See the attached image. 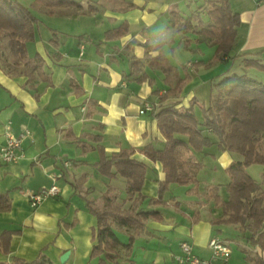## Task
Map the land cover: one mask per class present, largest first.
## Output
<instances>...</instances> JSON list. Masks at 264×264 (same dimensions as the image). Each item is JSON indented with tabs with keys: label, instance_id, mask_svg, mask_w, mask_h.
Here are the masks:
<instances>
[{
	"label": "crops",
	"instance_id": "1",
	"mask_svg": "<svg viewBox=\"0 0 264 264\" xmlns=\"http://www.w3.org/2000/svg\"><path fill=\"white\" fill-rule=\"evenodd\" d=\"M79 2V8L41 9V24L46 16L61 22L52 26L45 23L48 29L43 28L26 42L24 58L13 57L7 50L0 52V146L7 123L15 135L25 133L17 150L18 159L0 162V193L8 200L6 208L0 207V233L11 231L8 251L0 248V261L14 264L19 259L30 263L44 255L53 264H97V257L91 256L97 216L90 206L155 209L161 215L160 219L145 220L129 252L118 247L120 256L114 264H129V260L136 264H176L181 241L189 242L194 254L208 258V241L213 236L235 243L237 250L230 248L233 260L229 258L228 264H254L256 257L264 261V243L256 242L257 234L253 235L248 227L212 223L222 215V208L206 196L208 189L216 185L211 180L214 176L202 180L201 174L207 168L226 171L238 158L220 149L216 137L212 135L210 146L183 155L195 181L179 184L182 189L168 195L178 184L171 182L163 192V202L156 200L158 181L165 176L162 163L149 159L142 151L149 143L155 148L164 144L154 115L158 104L186 107L196 99L194 111L200 116L199 105H208L223 75L240 68L249 73L250 68L243 67L245 57H257L264 63V0H228L239 22L234 27L233 46L221 60L213 58L216 42L199 32L212 22L207 12L210 0ZM173 13L181 18L195 14L197 18L191 28L183 29V19L173 20ZM81 19L89 23L83 24ZM94 22L101 26H94ZM124 22L125 33L105 37L107 30ZM90 27L96 36L89 34ZM157 42L160 47H150ZM159 50L176 67L169 81L160 66L149 62ZM254 69L261 71L254 78L264 82V69ZM183 77L186 79L181 89L159 102L160 95ZM146 101L154 103L155 108L141 113L139 109ZM124 150L146 164L141 196L127 195L122 175L108 177L98 169L101 152L111 156ZM262 167L257 171V181L264 178ZM224 179L217 183L218 192L227 199L229 175ZM52 183L59 192L31 207L29 192ZM194 184L195 188L187 191ZM105 195L112 196L110 205H106ZM229 224L235 226L236 237L219 236V227ZM114 228L120 240L126 242L128 231ZM260 231H264V225ZM66 250L69 254L61 262L60 256Z\"/></svg>",
	"mask_w": 264,
	"mask_h": 264
},
{
	"label": "trees",
	"instance_id": "2",
	"mask_svg": "<svg viewBox=\"0 0 264 264\" xmlns=\"http://www.w3.org/2000/svg\"><path fill=\"white\" fill-rule=\"evenodd\" d=\"M47 7L81 6L78 0H36ZM208 15L212 22L202 26V32L214 42L216 47L213 58L223 59L233 46L235 39V25L239 22L237 13L230 9L228 0H210ZM195 14L181 18L173 13V20L183 19V29L191 28ZM37 17L24 4L17 0H0V52L7 50L9 55L16 58L26 56V42L35 36L34 25ZM127 30L126 23L107 30L106 38L117 37ZM6 38L3 44V39ZM160 42L150 47H160ZM151 65L160 66L166 73L165 80L169 81L170 72L176 73L173 66L162 50L150 59ZM199 64V62H196ZM244 69H264V63L257 57H245ZM187 75V73H186ZM186 77V76H185ZM183 77L177 80L174 87H169L159 97V102L170 93L181 89ZM217 84L219 89L213 95L207 106L200 104V116L194 111L196 99H192L189 106L177 107L175 103L158 104L154 115L157 118L159 129L164 136L161 148H155L151 143L142 148L143 153L151 160L162 163L164 179L158 181L157 202H163V192L171 182L187 185L195 181V174L187 168L183 155L191 150H201L204 146L216 143L222 150L233 153L238 158L227 167L229 181L225 187L228 198L222 199L218 190L219 185H212L206 192L222 208V215L212 219L213 224L238 223L241 227H248L252 234H257L256 242L264 243V178L257 181L248 171L251 164L264 166V82L248 75L246 71L232 72L223 75ZM155 108V106H154ZM153 108V109H154ZM130 151L124 150L118 154L106 156L100 153L97 166L99 171L108 177L120 174L126 178L127 195L141 196V187L145 178L146 164L131 157ZM198 166V165H197ZM115 168L113 170L112 168ZM264 176V167H262ZM195 184L187 189L191 191ZM112 196L105 195L106 205ZM178 202L176 201L175 204ZM8 206L7 197L0 193V207ZM89 209L97 216L95 231L96 242L93 244L91 256L97 257V264H114L120 256L118 247L127 252L131 250L135 234L143 228L145 220L153 217L160 219L158 210H111L90 206ZM114 225L128 231L126 242L120 240ZM11 236L10 230L0 233V248L8 251ZM0 264H7L1 262ZM14 264H53L47 257L40 255L35 261L25 263L17 260ZM129 264H136L129 260ZM254 264H264L261 258L256 257Z\"/></svg>",
	"mask_w": 264,
	"mask_h": 264
},
{
	"label": "built area",
	"instance_id": "3",
	"mask_svg": "<svg viewBox=\"0 0 264 264\" xmlns=\"http://www.w3.org/2000/svg\"><path fill=\"white\" fill-rule=\"evenodd\" d=\"M154 108V103L144 102L139 109L142 113L145 110ZM25 137V133L15 135L9 123L4 128V143L0 146V162H14L20 154L17 152L20 147L21 140ZM59 192V187L52 183L50 186L43 187L38 191L29 192V204L35 208L46 196L56 195ZM208 245L211 249V255L208 258L200 257L194 254L191 250V245L187 241L180 242L181 253L175 256L176 264H227L231 249L229 244L213 236L209 239Z\"/></svg>",
	"mask_w": 264,
	"mask_h": 264
},
{
	"label": "rangeland",
	"instance_id": "4",
	"mask_svg": "<svg viewBox=\"0 0 264 264\" xmlns=\"http://www.w3.org/2000/svg\"><path fill=\"white\" fill-rule=\"evenodd\" d=\"M18 2H20V3H22V4H24V5H26L31 11H32V13L34 14V15H36V17H37V22L35 23V25H34V30H35V33H38V31H43V28H45V23H50L51 24V26L53 25V24H57V25H59V23L61 22V19H59L58 18V20H53V16L51 17V16H46V19H45V23L44 24H41V9H43V7H45L44 5H42V4H40L39 2H37L36 0H17ZM79 1V0H78ZM188 12H191V11H188ZM94 19H96V17L94 18ZM54 22H56V23H54ZM81 22L84 24V23H86V22H88L89 23V21L88 20H86V19H81ZM97 23V22H96ZM94 26H96L95 25V22H94ZM101 25H98V26H96V27H100ZM83 28H85V27H83ZM83 28H81V29H78V30H82ZM92 28L93 27H90L89 29H87V31L89 32V34H91V36H96V33H95V31H92ZM45 29H48L47 27L45 28ZM85 30V29H84ZM46 32V31H45ZM79 32H81V31H79ZM3 44L5 43V41H6V38L5 39H3ZM241 70H242V68H240ZM236 70H239V68H237ZM238 71V72H242V71ZM257 73H261V71H258V70H255L254 68H250L249 69V73L247 72V74H249L250 76H252V77H256V76H259V75H257ZM261 167V165L260 164H251V165H249L248 167H247V171L255 178L256 176H257V174H258V169ZM261 169V168H260ZM203 171H205V172H203L201 175L203 176L202 177V180L205 178V179H207V178H209V177H211V176H214V178L213 179H211V180H214L213 182H214V184H217V183H219V182H223L225 179L224 178H228V174L226 173V171H224V170H221V169H218L216 172H215V170H211L210 168H207V169H205V170H203ZM208 180V179H207ZM177 189H182V186L181 185H179V184H174V186H172V189L170 190V192H168L167 194L169 195V194H171V192L173 193V192H177ZM221 193H222V195L223 196H226V190L225 189H222L221 190ZM180 197L182 198L183 197V195L181 194L180 195ZM220 228V231H218V235L219 236H221V237H225V236H229V237H236V234H237V231L235 230V226L234 225H232V224H229V225H222V226H220L219 227ZM225 235V236H224ZM120 237L121 238H123L124 236L123 235H120ZM228 244H229V246H230V248L232 249V250H234V249H236L235 248V243L234 242H228ZM237 250V249H236ZM233 254V253H232ZM229 258H231L230 260V262H232V256L231 257H229ZM228 264V263H227ZM231 264V263H230Z\"/></svg>",
	"mask_w": 264,
	"mask_h": 264
},
{
	"label": "water",
	"instance_id": "5",
	"mask_svg": "<svg viewBox=\"0 0 264 264\" xmlns=\"http://www.w3.org/2000/svg\"><path fill=\"white\" fill-rule=\"evenodd\" d=\"M68 254H69V251H68V250H66L65 252H63L62 255L60 256V261H61V262H64L65 259H66L67 256H68Z\"/></svg>",
	"mask_w": 264,
	"mask_h": 264
}]
</instances>
